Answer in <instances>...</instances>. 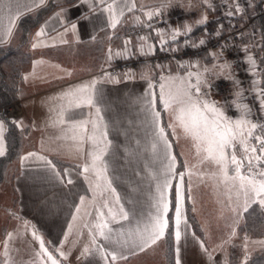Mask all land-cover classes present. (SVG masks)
<instances>
[{
  "label": "snow or ice",
  "instance_id": "obj_1",
  "mask_svg": "<svg viewBox=\"0 0 264 264\" xmlns=\"http://www.w3.org/2000/svg\"><path fill=\"white\" fill-rule=\"evenodd\" d=\"M87 3L89 11L107 14L109 27L115 29L121 23L126 12L137 10L135 0H81ZM173 0H164L160 7L144 11V6H140V11L147 21H152L155 17H162L165 9L169 8ZM210 9L213 5L204 0ZM45 4V0H38V3H26L22 0H0V44L10 42L17 27V21L21 16L33 11L35 7ZM78 6V5H77ZM252 6L251 4L249 5ZM214 10V9H213ZM67 9H61L55 14L63 26V32L52 37V45L58 41L60 44H67L66 36L71 33L76 42H79L78 21H67L63 19ZM235 12L243 13V9L237 2ZM226 16H233L234 13L229 8L225 12ZM79 19H88L87 16ZM135 22L152 29L156 37L159 38L160 51H178L177 47H170L169 44L176 43L178 37H185L184 44L189 45V35L193 31V25L185 22L182 27H171L167 20L163 23L167 28L155 27L152 23L142 21L136 16ZM41 26L35 32L32 48L48 47V43L40 39L47 35L46 25ZM208 23L207 16L202 15L195 21V25L202 26ZM224 26L218 25L214 35L220 36ZM207 35V30L205 29ZM264 38V37H262ZM95 39V36L92 37ZM140 54L143 56L155 55L156 47L148 43L147 36L138 37ZM131 41H125L124 52L128 51L127 45ZM206 41L200 39L198 44L192 43V47L205 45ZM220 53H210L214 62L211 67L207 64L201 65L199 59L176 61L178 69L183 70L173 73L168 64L156 63L155 65H145L140 72V79L147 82L143 94L137 97L136 102L140 104L143 114L142 126L147 129V147L144 151L150 153L151 163L145 162L144 168L147 172L149 184L148 199L150 201L149 210L145 213L137 214L136 202L128 198L126 203L132 207H126L124 198L121 196L114 181L119 179L115 176L113 158L116 156V143L111 138V126L105 117L107 106L103 103L105 92L98 87L102 83H120L118 76L104 72L103 77L93 78L91 81L78 85H70L62 90L58 95L52 97L57 103L50 108L54 113L50 117V126L59 129L58 140L70 141L66 145L68 149L76 154L82 161L76 167L80 169L86 185L85 195L79 196V203L74 205V212L71 220L67 223V230L63 233L60 246L55 249L59 256L67 259V253L63 251L64 243L73 232L78 221H84L83 227L88 229L90 246L86 245L82 255L89 254L95 249L107 262L108 257L116 262L118 259H127L126 256L117 251H108L105 244L115 245L117 248L131 249L143 252L158 241L164 239L169 234L170 210L174 209V237L176 242L175 264H181L180 241L182 238L181 224L187 226L185 216V200H192L193 178L201 183L210 181L219 197L217 203L221 206V215L227 209L233 214L232 231L229 233V240L236 235L235 225L239 223L243 213L256 204L264 209V89H259L256 96L259 100V109L262 117L252 119V109L245 103L244 90L240 88V81L232 74V64L225 58L219 62L223 48ZM264 47V45H261ZM247 53V46L243 49ZM122 53H116L117 56ZM112 50L109 48V60L112 58ZM245 62L250 65L247 70L249 75H256V60L252 55H247ZM37 63L34 62L35 66ZM58 67V66H57ZM168 69L165 73L164 69ZM154 69L159 70L158 76ZM63 71V69H61ZM71 76V72H67ZM125 79L133 78L132 71L123 73ZM209 76H214L217 80L223 77L231 81L235 86V91L231 100L227 98L223 103L212 99L213 84L209 82ZM28 79L27 76L24 77ZM259 83L253 80V85ZM89 109L87 116L78 118L79 109ZM229 108L237 113L236 116L228 115ZM164 114H167L168 121L165 124ZM18 127L22 122L12 121ZM5 122L0 120V157L5 156ZM127 139V133H124ZM171 136V139H170ZM183 136L188 140L194 149L195 163H190L188 159L181 161L179 154L174 152V141L179 142ZM137 149L140 148V141L136 140ZM124 151L126 162H133L140 158L141 153L134 149H129L126 145L121 146ZM35 158L42 162L43 168L49 171L61 184L73 185L75 181L71 178L68 168L63 172L57 169L56 164L47 156L29 152L26 156H20V164L23 168L29 158ZM158 165V167H157ZM140 176V172H136ZM187 177V181L186 178ZM133 192L136 188L131 189ZM90 194V197L89 195ZM95 212V221L89 224L86 218ZM195 211V207H193ZM15 216V214H13ZM21 219L20 217H16ZM135 220L134 226L124 227L122 222L129 225ZM25 229L29 228L30 222H23ZM120 225L114 228L112 225ZM31 234L38 241L40 252L38 256L47 257L43 264H60V261L45 246L42 235H38L35 226H31ZM13 233L8 232L4 241V256L8 257L9 242L13 239ZM195 236V233H193ZM245 252L247 250L248 238H244ZM104 241L105 243H100ZM224 241L223 243H227ZM201 249L207 252V248L201 241ZM223 243L219 246L223 248ZM264 246V241L254 242ZM211 258V257H210ZM248 256H244V264H247ZM5 264H10L5 261ZM227 264V259L223 262Z\"/></svg>",
  "mask_w": 264,
  "mask_h": 264
},
{
  "label": "crops",
  "instance_id": "obj_2",
  "mask_svg": "<svg viewBox=\"0 0 264 264\" xmlns=\"http://www.w3.org/2000/svg\"><path fill=\"white\" fill-rule=\"evenodd\" d=\"M49 1L45 0L44 5L35 7L33 11L25 15L36 13L46 6ZM217 1L208 0L213 5V8L210 9L206 6L204 0H173L169 8L180 4L189 10H196L197 16L180 20L172 27H182L187 22L193 25L194 29L196 26L195 21L205 14L208 22L213 20L217 14ZM22 2L32 4L34 2L38 3V0H22ZM163 2L164 0H135L137 10L126 12L121 23L115 29L109 27L106 13L90 12L88 4L82 3L81 0L68 4H59L39 24L33 27L29 34L28 42L23 46L26 58L20 66L21 78L18 85L17 100L21 101L26 118V127H19L25 136L24 149L20 156H26L29 152L47 156L56 164L57 169L61 172H63L64 168H68L70 176L75 183L68 185L66 183L68 177H65V183L61 184L49 171L43 168L42 162L36 160L34 157L29 158L22 168L19 156L14 164L16 168L14 175L10 179L12 192L15 193L16 197L15 206L18 210V215L22 219L20 237L16 243L14 264H43L47 260V257H43L42 260L41 256L37 255L40 252V248L38 241L31 234L32 225L35 226L38 235L43 236L45 246L60 261V264H113L110 256L106 262L95 249H92L89 254L82 255L84 247L86 245L90 246L88 229L83 227L84 221L77 222L73 232L64 243L63 251L67 253V259L61 258L55 251L60 246L63 233L67 230V223L71 220L74 205L79 203L80 195L86 194V185L83 182L82 176L79 175L80 169L76 167L82 161L66 146L71 144V142L56 139L59 135V129L50 126V117L54 115V113L50 112V108L57 103L51 98L70 85H78L91 81L93 78L103 77L104 72L118 76L120 79V83L105 82L98 85L105 92L103 100V103L107 106L105 117L111 126V138L116 143V156L113 158V167L115 169L114 174L119 179L114 181V185L124 198L126 207H132L126 203L127 199L131 198L136 202L135 209L137 214H146L148 212L150 205L148 199L150 181L144 165L145 162L151 163V157L149 152L144 151L147 147L148 137L146 133L148 130L141 124L143 114L140 110V104L136 100L147 87V82L140 79L141 70L145 65H155V63L152 61L141 63L137 69L131 70L133 78L129 79H125L123 76V73L128 70L112 71L111 66L116 60L141 55L139 51L141 42L138 39L140 36H147L149 38L148 43L154 44L156 47L155 53L159 51V38L156 37L155 32L148 27L137 24L134 18L139 16L142 21L153 24L154 19L147 21V18L139 10L140 6L143 5L144 11H148L160 7ZM62 8L67 9L63 19L78 21L77 35L79 36V42H76L75 37L69 33L66 36V39L69 41L67 44H60L57 41L53 47L51 46L53 43L51 38L56 37L57 33L63 32V26L60 24L59 19L55 17V14ZM25 15L21 16L20 19ZM82 16H87L88 19L78 20ZM20 19L17 21V27ZM46 21L48 22L46 25L47 35L40 39L48 43L49 46L33 49L31 46L33 43L32 38L35 32L45 25ZM17 27L10 42L0 44V47L10 45L17 39ZM93 36H95L94 40L92 39ZM184 39L185 37L183 36L178 37L177 42L174 44L170 42L169 46L181 47ZM126 40L131 41V43L127 45L128 51L125 53ZM109 48H111L113 54L111 60H109L108 56ZM118 52L122 54L117 56L116 53ZM209 54L204 53L199 59L202 66L207 64L211 67L216 62L213 61ZM223 60L220 58L219 62L222 63ZM40 61H43V63L36 64L35 75H33L34 62ZM167 64L173 73L179 71L183 74V70L178 69L175 62L172 61ZM258 65L255 70V76L258 75L260 70V66ZM164 71L167 73L168 69L166 68ZM67 72H71L72 75H67ZM154 72L158 76L159 70L154 69ZM25 76L28 77L27 80L24 79ZM214 78V76H209V82L213 86ZM212 99L224 102L216 96L214 87ZM76 111L78 118H84L87 116L89 109L84 108ZM228 112L231 116L237 115V113L232 114L231 108H229ZM0 120L5 122L6 130L4 138L5 147L8 150V122L6 117L1 114ZM163 120L166 124L168 121L167 114H164ZM125 132L127 133V139H125ZM136 140L140 141L139 149H137ZM122 145L139 151L141 153L140 158L131 163L126 162ZM174 152L177 154L182 152L184 154L179 157L181 161L188 159L190 163H195L194 149L191 143L185 140L183 136H181L178 143L174 141ZM137 171L140 172V176L136 175ZM185 179L187 181V177ZM132 188H136V191L133 192ZM195 194V187L192 186L193 198H195ZM88 195L90 197V194ZM193 207H195V203L186 199L185 216L187 226L183 223L181 224L182 238L179 245L181 264H223L225 259H227V264H230L228 262V255L231 249L225 255L224 253L219 254L217 251L211 250L206 245L204 226L196 211H193ZM169 217V233H171V238L167 234L164 239L146 248L143 252L138 249L117 248L115 245L105 244L108 251H117L127 257V259H118L114 264H163V261L159 260L160 252H156L155 248H158V250L162 248V258L165 260V264H175L174 209L170 210ZM192 217L198 221L201 233L194 229ZM25 220L30 222V226L27 229H25L23 224ZM86 221L89 224L95 221L94 210L92 216L86 218ZM122 224L125 228L134 226L135 220L132 221L131 225L128 222H122ZM112 227L119 228L120 225L114 224ZM193 233H195V236H193ZM201 241L207 248V252L201 249ZM100 243L105 242L100 241Z\"/></svg>",
  "mask_w": 264,
  "mask_h": 264
},
{
  "label": "built area",
  "instance_id": "obj_3",
  "mask_svg": "<svg viewBox=\"0 0 264 264\" xmlns=\"http://www.w3.org/2000/svg\"><path fill=\"white\" fill-rule=\"evenodd\" d=\"M239 3V6L243 9V13L235 12V4ZM252 5L251 0H218L216 5L219 6L217 14L213 20L215 23H210V20L205 28L203 34L197 39V41H190L189 45H185L184 41L181 47H178V51H157L155 55L143 56L136 55L126 59H119L111 66L112 71L114 70H135L141 63L152 61L156 63L167 64L168 62H175L180 60H196L200 59L204 53H220L221 46L224 45L222 59H227L232 64V74L235 79L239 80L240 88L244 90V102L249 104L252 109V114L256 119L262 117L259 109V100L256 96V92L260 89L259 83L253 85V80L258 81L257 76H251L248 73L250 65L245 62L247 55H252L256 64L259 62L260 52L258 50V42H255V46L248 47L242 42L243 33L249 30L253 37L261 33V25L255 24L257 20L263 18L264 20V3L260 11L249 13V5ZM233 11L234 15L229 17L225 15V12L229 10ZM236 15H243L244 20H236L234 17ZM197 16L196 10H189L184 6L177 4L169 9H165V14L162 17H155L153 24L156 27L167 28L168 25L163 23L167 20L172 26L176 25L180 20L194 18ZM223 25V31L220 36L214 35V31L217 29L218 25ZM205 29L207 30V35L205 34ZM200 39L206 41L205 45L192 47V43L198 44ZM247 46V53L243 49ZM173 47V46H170ZM258 65V64H257ZM214 90L216 96L221 99L228 100L232 99L233 92L235 91V86L231 81L225 80L223 77L220 79H213ZM231 112L236 113L234 109L231 108ZM0 114L5 116L10 120H15L17 122H22L21 127H26L25 111L20 100H15L5 105H0ZM252 116V117H253Z\"/></svg>",
  "mask_w": 264,
  "mask_h": 264
},
{
  "label": "trees",
  "instance_id": "obj_4",
  "mask_svg": "<svg viewBox=\"0 0 264 264\" xmlns=\"http://www.w3.org/2000/svg\"><path fill=\"white\" fill-rule=\"evenodd\" d=\"M76 0H50L46 6L41 8L36 13L27 14L22 17L18 23V37L10 45L0 47V104L5 105L18 99V85L21 78L20 66L24 63L26 53L23 46L28 42V36L33 27L39 24L56 6L59 4H68ZM252 6L249 8V13L258 12L261 10L264 0H251ZM217 10L219 8L218 5ZM217 12V11H216ZM236 20H244L243 15H236ZM214 24L215 20L210 21ZM255 24L261 25V33L255 37L252 36L249 30L243 33L242 42L248 47L255 46L258 42V50L260 52L258 79L260 80L261 89H264V20L260 18ZM206 25L195 26L189 39L197 41L203 34ZM18 43V44H17ZM8 122L7 141L8 150L5 156L0 157V187L7 186L15 172V162L19 158L24 149L25 136L16 124L6 118ZM192 224L197 232L201 233L198 221L192 217ZM241 232L243 235L260 237L264 236V211L259 205H252L248 212L244 213V221L241 224ZM171 238V233L168 234ZM171 261V260H170ZM243 261V262H242ZM230 264H244V258L238 251L237 247H232L228 255ZM172 264V263H169ZM247 264H264V249L254 251L248 255Z\"/></svg>",
  "mask_w": 264,
  "mask_h": 264
},
{
  "label": "rangeland",
  "instance_id": "obj_5",
  "mask_svg": "<svg viewBox=\"0 0 264 264\" xmlns=\"http://www.w3.org/2000/svg\"><path fill=\"white\" fill-rule=\"evenodd\" d=\"M257 64H259V62ZM259 88L261 89V86ZM232 114L234 113L232 112ZM228 115H230L229 112ZM252 116L251 118L256 120V118ZM193 181L196 193L194 195L195 211L204 226L203 229L205 230L204 234L206 235V245L210 247L211 250H215L219 254L224 253L226 255L230 251L231 247L235 246L244 258L246 254L248 256L257 249H264V246L261 244L254 243L264 241V236H247L248 245L245 252L244 238L246 235H243V232H241V224L244 221V213L242 218H240L239 223L235 225L236 235L229 240V233L232 231L231 225L234 218L233 214L225 209L223 211V215H221V206L217 203L218 198L221 197H219L210 181L201 183L195 177L193 178ZM191 202L193 201L191 200ZM15 205V193L12 192L11 184L9 182L7 186L0 187V264H5L6 260L9 261L10 264H14V255L17 247L16 243L17 239L20 237V229L22 226V219L16 218L20 216L18 215V210ZM13 214H15V216ZM8 232H12L14 235L13 239L9 242V255L8 257H5L3 244ZM224 241L228 242L223 243ZM222 243L223 248L221 249L219 246ZM154 250L156 252H160L159 260L163 261V264H165V260L162 258V248H159V250L158 248H155Z\"/></svg>",
  "mask_w": 264,
  "mask_h": 264
}]
</instances>
